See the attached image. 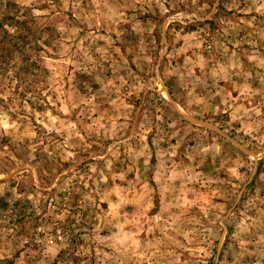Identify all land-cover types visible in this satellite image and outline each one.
<instances>
[{"label": "rangeland", "instance_id": "374dc122", "mask_svg": "<svg viewBox=\"0 0 264 264\" xmlns=\"http://www.w3.org/2000/svg\"><path fill=\"white\" fill-rule=\"evenodd\" d=\"M0 54V264H264V0H0Z\"/></svg>", "mask_w": 264, "mask_h": 264}, {"label": "trees", "instance_id": "16d2710c", "mask_svg": "<svg viewBox=\"0 0 264 264\" xmlns=\"http://www.w3.org/2000/svg\"><path fill=\"white\" fill-rule=\"evenodd\" d=\"M17 39H19V41L21 42L24 39V36H18ZM18 44L14 45L17 46ZM0 56H2V54H0Z\"/></svg>", "mask_w": 264, "mask_h": 264}]
</instances>
